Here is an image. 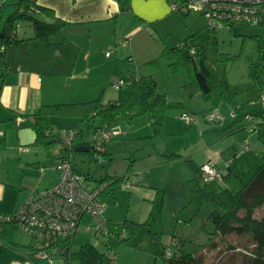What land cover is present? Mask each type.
Segmentation results:
<instances>
[{
	"label": "rangeland",
	"instance_id": "1",
	"mask_svg": "<svg viewBox=\"0 0 264 264\" xmlns=\"http://www.w3.org/2000/svg\"><path fill=\"white\" fill-rule=\"evenodd\" d=\"M173 3L180 5V0H171L170 5ZM12 11L13 6L6 8L5 18ZM3 23L4 21L0 28ZM156 27L161 34L160 39L154 41L157 48L176 47L189 36L195 35L197 45L206 52L208 63L219 77L227 78L235 94L238 108H241L243 113L252 114L264 109V92L260 96L258 87L249 76V61L258 58L257 42L253 37L256 36L264 41V28L236 26L234 29L220 28L213 32L195 6H191L186 15L171 12L170 17L156 23ZM24 32L27 36L32 34L27 27L19 31L21 36H24ZM123 45L120 42L115 48L120 49ZM113 50V48L109 49L108 54H114ZM145 52L144 47H137L140 57H143ZM161 54L159 52L157 55L159 58L157 65L144 64L141 70L142 73L148 71L152 74L157 81L159 91L166 94L171 106L164 121L162 136L155 141H147L146 138L152 134V128L146 115L138 116L130 123L118 121L112 129L117 130L119 135L105 143L103 153H95L93 150L87 153L72 152L71 164L80 173L81 179L84 180L85 175H90L91 178L86 183L88 189L93 188L97 181L106 175L128 173L129 179L121 188L106 196L108 207L104 211V218L114 224H121L126 220L144 222L151 210V201L155 198L156 189L164 191L159 243L153 241L151 236L140 227L128 244H120L114 249L117 254V264H169L162 259V254L164 250L172 249L171 244L175 240L181 241L180 246L186 253L198 249L202 251L204 248L213 250H208L206 254L208 264L212 261L217 264H243L241 255L243 252L228 254L225 242L213 247V242L218 238L212 235L215 229L209 216L215 207L209 204L199 210L190 202L188 181L193 174L187 159H193L198 165L211 162L217 170H222L226 164L220 158V154L225 151L229 150V154L232 151V154L235 150H239L244 142L254 150H264V146L257 140L255 133L252 132L253 126L247 119L232 127L230 124L233 120L222 123L208 121L206 115L211 108L210 102H206L200 94L194 95L191 99L186 97L183 92V85L188 82L185 71L182 68L171 71L168 61L160 58ZM123 62L117 65L118 72L126 71L129 65L135 67L133 62L128 60ZM104 68L103 65L102 69ZM124 76L113 78L124 79L126 85L119 90L111 87L106 89L107 98L114 100L128 96V85L132 80ZM224 113L227 114V110H224ZM187 117L195 119L194 122L189 124ZM54 122L61 131L81 129L83 135L76 137L77 144L84 141L93 143L95 137L93 130H89L88 125L80 123L78 119L57 117ZM3 124V127L7 125L9 127L6 129L11 136L9 144L13 145L15 125L10 122ZM57 146L51 144L50 157L47 156L44 146L26 147L28 149L26 152L38 154L45 166L51 168L58 162L60 150ZM170 152L180 154L181 158L169 161L164 154ZM14 154H18V147H0V155L13 158ZM130 160L135 162L132 170L128 172ZM55 172L56 174L52 175L54 182L59 179V172ZM13 176L16 179L18 175L12 174ZM6 214L9 213H4ZM256 215L264 216V205L257 210ZM99 226L100 222L96 219L85 217L73 239V250L77 252L85 244L92 243L100 251H105L107 237L97 230ZM16 238L22 246L29 247L33 244L30 237L21 233H18ZM231 240L244 250L249 246L248 240L237 236ZM36 261L37 264H50L46 260L36 259ZM52 264L69 263L58 255L53 257ZM70 264L75 262L72 261Z\"/></svg>",
	"mask_w": 264,
	"mask_h": 264
},
{
	"label": "trees",
	"instance_id": "2",
	"mask_svg": "<svg viewBox=\"0 0 264 264\" xmlns=\"http://www.w3.org/2000/svg\"><path fill=\"white\" fill-rule=\"evenodd\" d=\"M120 2L125 3L123 0ZM3 7L4 4L0 7V25L4 21L0 28V82L11 72L71 77L79 48L62 33L67 22L56 17L52 9L38 4L37 0H19L13 5V11L6 18L2 14ZM23 27L29 28L32 34L27 36L24 32V36H21L19 31ZM253 38L257 42L258 58L255 61H249V76L255 82L261 96L264 92V41L256 36ZM160 58L168 61L171 71L174 72L179 68L185 71L188 82L183 85V92L186 97L191 99L196 94L202 95L203 99L211 104L208 112L220 105L224 109L234 108L237 111V118L232 121L231 127L241 124L249 117L253 133L264 146V109L252 114L243 113L241 108H238L235 94L227 78L219 77L208 63L206 52L197 45L195 35L189 36L176 47H166ZM158 60L159 58L148 64L157 65ZM128 87V96L120 100L105 102L99 98L91 102L41 106L37 113L31 116L37 136L35 145H47L49 142L59 144L63 154L60 159L70 154L61 145L57 134L60 130L55 129L53 117L79 118L88 124L89 130L95 132L104 127L113 128L118 121L130 123L134 118L146 115L152 128V134L146 138L147 141L159 139L163 133L167 112L171 108L166 94L159 91L157 81L152 75L139 74L135 80L129 82ZM2 143L4 138L0 137V145ZM86 146L91 150L90 143ZM231 152L229 154L227 150L223 153L227 164L222 170L219 169L220 178L212 182H206L203 179L202 169L205 164L198 165L193 159H187L193 174L188 181L190 202L194 203L199 210L209 204L214 205L215 208L210 213L209 220L215 229L212 235L218 240L213 242V247L225 242L228 254L243 252L241 254L243 264H264V216L256 215L257 210L264 205V150H254L249 146L246 149H237L232 154ZM164 156L169 161L181 158L180 154L174 152L166 153ZM134 162L135 160H130L128 172L132 170ZM128 179V174L114 177L107 175L97 181V184L109 183L107 195H110L120 189ZM156 190L155 198L151 202V210L144 222L126 220L121 224H114L106 220L109 233H103L107 237L105 251H100L94 244L87 243L75 252L73 250L75 234L66 242L67 250L61 257L69 264L72 261L75 264L116 263L108 257L109 253L113 252L117 257L114 249L120 244H128L140 227L151 236L153 241L159 243L164 191L159 188ZM98 231L102 232L100 229ZM122 231L125 232V237L120 236ZM18 233L20 231L17 225L8 222L0 223V243L4 247L16 250L26 249L31 258L38 259V249L33 244L25 247L16 242ZM110 233L114 237L110 238ZM236 236L248 240L247 250L231 240ZM180 242L175 240L171 244L172 249H168L171 251V257L167 258L165 256L167 250H164L162 259L165 262L208 264L206 254L211 249L204 248L202 251L198 249L186 253L182 250ZM209 264L217 263L212 261Z\"/></svg>",
	"mask_w": 264,
	"mask_h": 264
},
{
	"label": "crops",
	"instance_id": "3",
	"mask_svg": "<svg viewBox=\"0 0 264 264\" xmlns=\"http://www.w3.org/2000/svg\"><path fill=\"white\" fill-rule=\"evenodd\" d=\"M18 1L4 0L2 14L5 15L6 8ZM123 1L125 3L121 4L120 0H37L38 4L52 9L56 17L67 22L62 33L79 48V52L71 77L11 72L0 82V131L4 133V143L0 147H18V154H14L13 158L0 155V216H5L4 213L13 214L35 192L49 188L58 181L52 180V175L56 174L54 167L47 168L38 154L26 152V147L39 145L45 147L47 156L51 155L50 142L47 145H35L37 136L31 116L41 106L91 102L99 97L106 102L113 100L107 98L106 92L113 78L125 75L132 80L137 73L133 78L135 80L139 74L152 75L148 71L142 73L141 67L157 59L159 52L162 53L166 48H157L154 41L161 36L156 23L170 17L171 0ZM120 42L124 45L116 49ZM139 46L146 51L143 57L137 53ZM112 48L114 54L108 56L109 49ZM125 60L135 63L136 69L129 65L126 71L118 72L117 65ZM102 64L105 66L104 70ZM55 118L57 117L52 118L54 127L59 129L54 122ZM7 122L15 125V133L12 132L15 135L13 145L9 144L11 136L6 130L8 125L3 127V123ZM78 131V135H83L81 129ZM87 143L92 146L91 142L77 144L75 141L73 152L87 153L76 151L78 148L88 147ZM57 145L60 150V145ZM62 155L60 151L57 160ZM220 158L227 164L223 153ZM74 170L80 174L75 168ZM12 174H17V178L12 177ZM86 177L89 180L91 178L90 175H85L86 181ZM16 242L18 243L17 238ZM0 264H37V261L31 258L26 249L16 250L0 243Z\"/></svg>",
	"mask_w": 264,
	"mask_h": 264
},
{
	"label": "built area",
	"instance_id": "4",
	"mask_svg": "<svg viewBox=\"0 0 264 264\" xmlns=\"http://www.w3.org/2000/svg\"><path fill=\"white\" fill-rule=\"evenodd\" d=\"M4 0H0V7ZM195 6L207 20L210 30L220 28L234 29L236 26L264 28V0H180V5L171 4V12L188 14L190 7ZM194 53V51H192ZM109 56V54H107ZM126 85L124 79H113L110 87L119 90ZM227 110V114L224 113ZM211 123H222L226 120H235L237 111L234 108L217 106L206 115ZM195 119L187 122L192 124ZM250 121L249 117L247 118ZM253 132V127H252ZM61 145L69 151V155L59 159L54 169L59 172L56 184L41 191L35 192L15 213L0 216V223L8 222L17 225L21 234L30 237L35 248L38 249L37 258L49 261L55 256L62 255L67 250V241L76 234L80 223L85 217L96 219L100 222L97 230L108 234L109 227L104 218L107 207L106 196L109 183L96 184L93 188L86 187V179H81L71 164V155L74 150L78 130L58 131ZM95 137L91 150L103 153L105 143L119 135L112 128H101L94 132ZM4 133L0 131V137ZM249 147L244 142L241 149ZM203 179L212 182L220 178V172L213 163L205 164ZM113 233V232H112ZM110 233V238L114 235ZM120 236L125 237L122 231ZM165 256L171 257L167 250ZM110 259L116 261L113 252L109 253ZM116 264V263H113Z\"/></svg>",
	"mask_w": 264,
	"mask_h": 264
},
{
	"label": "water",
	"instance_id": "5",
	"mask_svg": "<svg viewBox=\"0 0 264 264\" xmlns=\"http://www.w3.org/2000/svg\"><path fill=\"white\" fill-rule=\"evenodd\" d=\"M76 151H78V152H89L90 148L89 147H81V148L76 149Z\"/></svg>",
	"mask_w": 264,
	"mask_h": 264
}]
</instances>
